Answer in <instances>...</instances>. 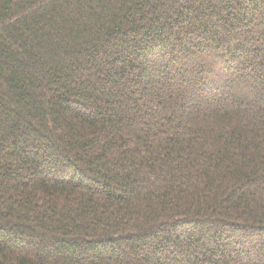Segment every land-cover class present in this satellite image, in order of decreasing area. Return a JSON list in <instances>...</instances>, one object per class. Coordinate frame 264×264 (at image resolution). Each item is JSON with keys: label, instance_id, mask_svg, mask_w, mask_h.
Listing matches in <instances>:
<instances>
[{"label": "trees", "instance_id": "1", "mask_svg": "<svg viewBox=\"0 0 264 264\" xmlns=\"http://www.w3.org/2000/svg\"><path fill=\"white\" fill-rule=\"evenodd\" d=\"M0 264H264V0H0Z\"/></svg>", "mask_w": 264, "mask_h": 264}]
</instances>
